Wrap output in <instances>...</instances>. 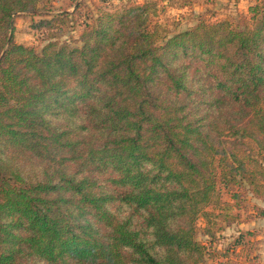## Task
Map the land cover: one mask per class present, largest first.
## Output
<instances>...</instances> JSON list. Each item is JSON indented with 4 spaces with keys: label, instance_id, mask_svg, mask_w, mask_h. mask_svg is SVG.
I'll list each match as a JSON object with an SVG mask.
<instances>
[{
    "label": "trees",
    "instance_id": "1",
    "mask_svg": "<svg viewBox=\"0 0 264 264\" xmlns=\"http://www.w3.org/2000/svg\"><path fill=\"white\" fill-rule=\"evenodd\" d=\"M54 1L0 0V264H207L198 221L215 243L264 204V0L175 34L127 0L73 45ZM19 14L41 16L40 49L15 41ZM237 232L216 264L258 261Z\"/></svg>",
    "mask_w": 264,
    "mask_h": 264
},
{
    "label": "rangeland",
    "instance_id": "2",
    "mask_svg": "<svg viewBox=\"0 0 264 264\" xmlns=\"http://www.w3.org/2000/svg\"><path fill=\"white\" fill-rule=\"evenodd\" d=\"M127 0H56L53 4L47 8L48 16L45 18H57L63 15H68L63 22L56 23L58 26L51 31V34L57 36L62 42H69L71 45L78 41L81 33L84 29V23H86L91 15L96 14L100 9H114L120 7ZM135 3H144L146 0H132ZM158 4V13L155 17V21L160 22L164 27L169 29L172 34L183 32L188 29H192L196 26L202 18L209 22H219L224 19H230L237 21L240 15L248 14V7L254 3L251 1L238 0H193V5L188 8H180L177 3L172 4L169 0H153ZM80 3V4H78ZM80 5V6H79ZM79 6V7H78ZM41 19V16H30L27 14H19L14 18L15 34L14 39L17 43L24 44L26 46L35 47L40 49L47 43V37L49 32L44 29H35L34 23ZM64 19V18H63ZM223 200L228 199V195L223 193ZM244 210H241L240 218L244 221L237 227L231 229H224L223 226L211 225L209 231L215 233L220 239L213 243L211 238H208V230L203 228L207 226L205 220L200 219L198 221L201 227L199 240L203 243L207 249V264H216V261L221 260L219 250L224 249L229 243L236 242L239 237L238 230L244 235L246 233H256V238L246 237L236 248L245 244V249L248 247V243L255 244V251L252 257H256L258 261H250L247 259V263L244 262L245 254L247 251L242 249L231 254V260L238 261V263L244 264H264V218L257 217V207L264 208V204L256 199H251L249 196L243 204ZM210 208L209 210H212ZM218 211L217 209L215 210ZM220 225H222L220 223ZM243 247V246H242ZM209 254L211 255L209 257ZM238 255V256H237ZM239 255H242L241 258Z\"/></svg>",
    "mask_w": 264,
    "mask_h": 264
},
{
    "label": "crops",
    "instance_id": "3",
    "mask_svg": "<svg viewBox=\"0 0 264 264\" xmlns=\"http://www.w3.org/2000/svg\"><path fill=\"white\" fill-rule=\"evenodd\" d=\"M240 1H244V0H238V3H237V5L240 3ZM246 1H251V0H246Z\"/></svg>",
    "mask_w": 264,
    "mask_h": 264
}]
</instances>
